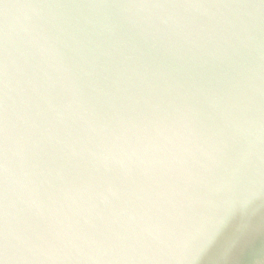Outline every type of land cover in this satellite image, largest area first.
<instances>
[{"label":"water","instance_id":"1","mask_svg":"<svg viewBox=\"0 0 264 264\" xmlns=\"http://www.w3.org/2000/svg\"><path fill=\"white\" fill-rule=\"evenodd\" d=\"M0 264H264V0H0Z\"/></svg>","mask_w":264,"mask_h":264}]
</instances>
